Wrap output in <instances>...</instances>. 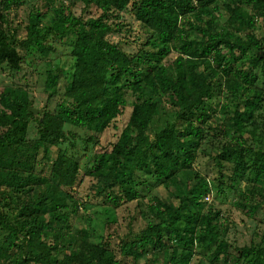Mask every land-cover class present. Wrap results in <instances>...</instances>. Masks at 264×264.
<instances>
[{
  "label": "trees",
  "instance_id": "16d2710c",
  "mask_svg": "<svg viewBox=\"0 0 264 264\" xmlns=\"http://www.w3.org/2000/svg\"><path fill=\"white\" fill-rule=\"evenodd\" d=\"M23 2L3 0L4 7ZM85 5L100 14L76 18L60 4L46 25L43 13L31 12L19 42L0 27V70L4 65L18 70L23 57L17 47L48 57L52 36L73 37L87 57L75 56L59 101L41 117L30 111L26 90L6 87L0 93V264H117L104 243L89 253L77 239L86 229L72 230L80 206L72 195L66 193L64 206L48 208L54 182L36 172L40 154L65 140L66 123L100 134L120 114L118 102L105 97L109 86L130 91L135 100L112 149L93 153L83 169L96 182L111 181L104 195L95 196L116 208L160 186L173 184L178 194L176 206L149 200L146 209L156 221L148 218L143 229L121 239L120 252L136 263L150 251L172 249L165 264H191L198 249L210 252L209 264H264V241L229 255L220 212L205 208L211 191L205 178L194 176L193 183L177 178L192 169L201 145L220 134L219 155L232 165L230 186L244 184L250 201L240 207L253 216L261 207L253 201L264 202V139L251 132L257 125L264 131V88L257 86L264 77V35L257 34L264 0H85ZM127 9L148 33L144 40L134 38L138 49L132 54L106 38L114 29L111 17ZM172 51L178 57L167 65ZM47 78L45 92L52 97L60 76ZM220 95L234 104L232 112L222 104L213 110ZM213 112L231 114L222 122L225 131L212 126ZM163 115L169 120L155 129ZM30 122L37 124V138L28 142ZM59 155L60 176L79 173L76 160L63 151Z\"/></svg>",
  "mask_w": 264,
  "mask_h": 264
},
{
  "label": "rangeland",
  "instance_id": "374dc122",
  "mask_svg": "<svg viewBox=\"0 0 264 264\" xmlns=\"http://www.w3.org/2000/svg\"><path fill=\"white\" fill-rule=\"evenodd\" d=\"M60 4L64 6L65 14H70L76 18L86 19L97 17L100 14L95 7L85 5V0H24L22 4L14 3L10 7H4L3 0H0V27L9 30V34L19 42L26 37V26L31 12L40 11L43 13V22L47 25L52 23V19H55V7ZM110 23L113 24L114 29L112 33L107 35V40L118 43L128 54H132L138 49V43L134 41V38L144 40L148 34L145 27L135 21L133 13L129 9L118 13L116 18L111 17ZM187 32L190 37L194 36L190 30ZM257 34L264 35V23L261 21L257 23ZM91 36L93 37V35ZM73 40L71 36H67L64 40H60L56 36L50 37L47 44L53 51L46 58L37 52L24 51L17 47V51L23 58L18 70L12 71L6 65L0 70V93L6 87L26 90L31 103L30 108L36 110V113H33L34 117H41L45 110L53 111L59 101L60 94L63 92L66 71L72 65L75 56L82 61L87 59L86 54H80L78 48L82 43L77 42L74 45ZM189 56L194 57L191 53ZM177 57V52L172 51L165 60V64H173ZM50 73H56L60 76L56 95L52 97L45 92L47 77L50 76ZM258 85L264 88V77L257 82ZM105 97L115 99L118 102L120 114L102 133L97 134L77 125L66 123L63 127L65 140L58 147H52L40 154L38 159L40 164L36 167V172L49 175L54 182L53 195L49 200L48 208L54 209L64 206L66 193L74 197L80 206L76 217H72V230L75 228L86 229L83 236H78L77 239L86 242L85 246H87L86 249L89 253L95 251L98 244H105L115 255L117 264H165L172 249H164L159 252L150 251L145 256L139 257L136 263L131 257L120 252V242L127 234L137 233L143 229L148 218L156 221L155 217L150 215L146 209L149 200L151 202H169L172 206L177 205L176 197L178 194L174 185L169 184L154 188L144 199H141L142 201H122L116 208H106L105 202L95 195H104V188L109 186L111 181L100 180V182H96L94 178L86 176L83 172L93 153L109 152L112 149L113 144L118 140L121 131L128 122L135 100L130 91H116L111 86L105 92ZM210 103L212 104V101ZM218 104H222L223 107L228 106L227 112H232L234 109V104L227 101L223 95L215 97L213 110L215 107L219 109ZM230 116L231 114L225 116L221 112L211 114L212 126L216 128V132L221 129L224 130L225 127H223L222 122L227 124V118ZM166 120H169V115L156 118L155 129L160 128ZM251 130L256 135L257 140L258 134H261L264 139V131H258V125L257 128L254 127ZM36 138L37 124L30 122L26 140L29 142ZM222 138L223 135L216 134L209 138L206 143H203L192 169L189 172L181 173L177 178L182 181L180 183H193L194 176H200L209 182L211 191L206 198L205 208L209 207L213 211L220 212V222L222 228H225V241L229 244L228 252L233 257L235 248L261 244L264 241V202L260 198L253 201L261 206L253 216L247 212L246 208L240 207L243 204L249 205L250 201L248 195L244 193V184L237 188L230 186L228 176L232 165L219 155L218 146L223 143ZM60 151L77 161L80 168L79 173L70 174L66 178L58 174L57 165L60 159ZM100 188L103 191L98 192ZM210 260V252L195 249L191 264H209Z\"/></svg>",
  "mask_w": 264,
  "mask_h": 264
},
{
  "label": "water",
  "instance_id": "95a60500",
  "mask_svg": "<svg viewBox=\"0 0 264 264\" xmlns=\"http://www.w3.org/2000/svg\"><path fill=\"white\" fill-rule=\"evenodd\" d=\"M30 111H31L32 113H36V110H34V109H31V108H30Z\"/></svg>",
  "mask_w": 264,
  "mask_h": 264
}]
</instances>
